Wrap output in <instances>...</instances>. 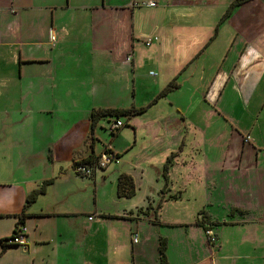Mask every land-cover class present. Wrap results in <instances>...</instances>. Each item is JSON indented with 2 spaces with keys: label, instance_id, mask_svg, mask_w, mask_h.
<instances>
[{
  "label": "crops",
  "instance_id": "crops-1",
  "mask_svg": "<svg viewBox=\"0 0 264 264\" xmlns=\"http://www.w3.org/2000/svg\"><path fill=\"white\" fill-rule=\"evenodd\" d=\"M152 1L156 2L155 6L149 5ZM233 1L227 0L226 10ZM219 2L221 0H147L145 5L151 11L148 16L142 15L143 8L135 3L107 0H5L0 5V10L6 11L13 20L8 29L0 27V105L4 104L2 99H10L14 93L23 100V107L17 112L20 120L22 123L27 121L28 126L30 123V128L26 124L18 130L6 131L4 136L1 135L5 139L0 138V142L10 138L12 143L0 145V252L3 249L1 240L11 237L21 222L27 241L26 246L8 245L0 253V264H91L88 256H94L96 264L100 261L135 264L134 261L141 259L142 248H139L140 239L134 242L133 234L142 231L146 225L154 229L183 227L188 235L192 232L198 235L208 248L205 231L196 221L202 210L223 225L219 248L210 254L211 264L245 263L243 261L247 260L241 259L239 248L259 250L264 256V141L256 137L254 142L258 145L246 146L252 141V131L237 130L238 144L228 145L224 153L217 147L208 149L194 145L191 150L184 147L187 134L192 132L201 136L203 131L180 106L178 93L186 83L190 84L189 78L195 77L202 54L209 51L204 47L215 38L211 40L226 12L220 17L213 16ZM233 14L227 19L229 22L233 21ZM222 24L216 41L223 34ZM25 31L26 36L23 34ZM233 33L236 36L232 44L240 34L238 31ZM7 37L14 38L8 41ZM141 39H145V44L151 40L150 45L146 44L148 47L156 40L157 46L136 49ZM255 40L257 42L246 39L241 44L240 56H247L249 46L255 47L260 57L264 56V36L258 35ZM203 41L205 45L201 48ZM191 42L192 47L189 46ZM33 45L37 46L35 50ZM136 58L137 67L148 66L149 73L155 72L152 77L156 78L149 89L151 97L146 104L137 101L139 85L142 88L143 83L134 71ZM261 60L264 62V57ZM188 69L191 73L187 74L190 75L183 77ZM254 71L250 82L246 83V77L243 80L242 85L246 83L247 89L254 90L264 81V64ZM233 73L231 71V75ZM173 80L178 87L151 103ZM159 105L169 108L167 112L171 116L168 117L172 120L165 124L169 118L166 119L164 112L155 116L158 128L154 134L146 125L137 122V115L128 119L129 124H134V142L131 141L132 130L127 128L125 121L107 148H103L101 154L96 152L102 123L106 121L108 128L119 118H103L92 135L91 113L94 109L148 106V111ZM10 118V110L0 109L1 122ZM172 121H178L182 128L176 147L162 153L144 149L151 141L149 137L159 139L166 133L164 128L173 127ZM232 131L231 138L234 137ZM122 135L127 137L126 143L117 149ZM248 135L251 139L245 142ZM131 142L133 144L128 147ZM103 146L101 144L100 147ZM107 149L120 155L112 164L126 160L136 149H144L140 161L146 160V163L138 161L133 167L138 174L151 167L153 162L160 161L161 169L158 170L162 181L157 194L147 195L143 203L137 205L135 177L119 169L115 174H107L109 165L91 178L94 205L90 209L84 196L88 194L91 180L76 172L73 180L67 172L68 169L75 170V161L91 155L98 158ZM209 153L212 156L223 153L224 160L218 163L214 158L209 163L206 161ZM172 155L166 180L163 170ZM177 163L192 170L197 176L196 183L211 196L205 199L191 219L180 212L173 216L177 218L167 220L162 215L167 203L171 199L176 203L182 197L181 189H174L170 178L171 168ZM122 173L130 174L134 179L136 193L133 197H119L117 194L118 178ZM45 182L44 191L28 203L31 193ZM169 182V194H178L177 198L165 197ZM227 192L229 195L222 198L221 194L226 195ZM161 196H164V201L158 207ZM101 198L104 203L112 200V207L100 204ZM150 202H157L158 210L140 213ZM219 209L228 217H220ZM122 224L126 231V244L121 237ZM235 231L245 232L242 242L231 240L230 234ZM162 239L167 241L165 253L168 264H191L172 261L169 254L173 247L171 239L160 231L154 235V247L159 253L154 264H162L159 249ZM177 248L181 251L176 252L185 251L182 245ZM127 250L130 251L129 259L132 255L131 262L128 258L110 260V257L117 258ZM139 264H145L143 259Z\"/></svg>",
  "mask_w": 264,
  "mask_h": 264
},
{
  "label": "rangeland",
  "instance_id": "rangeland-1",
  "mask_svg": "<svg viewBox=\"0 0 264 264\" xmlns=\"http://www.w3.org/2000/svg\"><path fill=\"white\" fill-rule=\"evenodd\" d=\"M107 1L123 4L135 3L136 5H139V7L143 8L141 12L142 15L148 16L151 13V11L145 5V2L147 0ZM4 2L5 0H1L0 5L2 6ZM227 5V0H221V2L215 5V10L217 11L213 16L220 17L221 14L226 10ZM12 23L13 20H11V16L9 17V14L6 11L0 10V27L8 29L9 26H12ZM221 27H223V34H221L217 41L215 40V36L212 41L209 40L205 47L204 41L200 43L201 48L204 47L205 49L207 47L206 50L209 51L202 54L199 71L195 73V77L193 79H188L190 81V84L186 83L180 93H178V97L181 101L179 102L181 103L180 106L192 116L196 125H199V127L203 131V134H201V136L197 133L194 134L192 132L187 134L185 141L186 145L184 146L186 150H191V147L194 145H201L202 148L206 147L208 149H211V147H217L223 152L226 150L228 145H232L233 142L235 144H238L236 137L238 131H246L247 133L252 131V141L246 146L258 145V143L254 142V138L256 137L259 139V141H264V81L262 82V84H259V87L253 88L254 90H252V88L247 89L245 85L246 83L251 81L253 77V70H255L254 72H256V68L262 63L264 64V62L261 60V57L264 56L260 57V53L256 51V48L253 46L247 47L250 49L247 56H240L241 44L246 39L257 42L255 38L258 35L264 36V0H252L251 2L237 7L233 14V21L229 22V20H226ZM234 31H238L240 34L232 44L234 37L236 36L233 33ZM26 32L27 31L23 32L25 36L27 35ZM125 33L127 34V32ZM231 33H233V36L229 42ZM13 38L14 37H7V40L10 41L13 40ZM144 40L145 39H141L140 44L136 45V49L141 47L144 50L151 49L157 46L156 40H154V44L150 47L146 46ZM214 40L215 42H213ZM189 44V46H193L192 42ZM32 47L33 50L37 48V46L35 45H33ZM135 64L136 66L134 71L138 75L137 78L143 83L142 88H140L139 85L140 95H138L137 101L138 103L146 104V102L151 97L149 92L150 86L156 77H152V75H150L148 66L137 67V58L135 59ZM189 69L186 70V75L183 77H188L190 75L187 74L190 72ZM191 71H193V69ZM231 71H234L232 75ZM245 77L246 83L242 85ZM11 93H13L12 90ZM193 95L196 96L193 97ZM192 97L193 102L191 100ZM2 100L4 101V104L0 105V109L6 108L10 110L11 118L6 122L0 121V138L4 136L6 131L7 133H9V131L18 130V128H21L26 124V127L30 128V123L29 126L27 121L22 123V120H20L21 116L19 113H17L23 107V100L20 97L16 96L14 93L11 95L10 99ZM166 103L168 104L167 101ZM164 106L159 105L155 108H153V106L147 112L138 115L137 122L140 125H146V128L152 134H154V132H156L158 128L156 121H154L155 116H157L161 112H164V115H166L167 117L165 118H169L165 122V124L172 120L170 119L171 117H168L171 116V113L167 112V109L169 108L166 105ZM110 118L114 120L116 117ZM104 119H107V117H105ZM119 119L123 123H125V121H128V118L126 117H120ZM5 124H7L8 126H5ZM172 125L173 127L171 128H164L166 133L159 139L154 140L153 138L149 137V140L151 141H149L144 146V149L153 152L159 150L162 153L164 151H167L168 148H175L177 145V141L179 140L180 131L182 128L181 126L179 127L180 123L178 121H172ZM133 127V123H128L127 128H130L133 133L131 141L133 140L134 142V130L132 129ZM125 129L126 128H124V130ZM231 131L234 132V137L232 138ZM98 134L100 145H96V152L101 154L103 148L106 149L110 140L113 138L111 132L108 130V128H106V121H104L100 126ZM3 139L5 138H2L1 140ZM125 140H127V137L122 135L116 148L118 149L122 147L126 143ZM133 142H131L128 147H130ZM11 144L12 143L10 138L5 142H0V145ZM101 144L105 146L100 147ZM143 150L136 149V152L131 154V156H129V158H127L126 160H123L118 164H110L107 172V174H115V171L119 169L130 173L135 177L137 183V205H141L147 198V195L157 194L160 187L159 185H161L162 181V176L159 174L158 170L161 169L160 161L153 162L151 164V167H146L144 171L140 172L139 174L133 169V167L136 166L135 163H137L138 161L141 162L140 159H142ZM223 153L217 154L216 156H212L209 153L206 161L210 163L211 161H214L213 159L215 158L216 160L214 162L219 163V160H224ZM254 159L255 158H253V160ZM145 161L146 160H143L141 163L145 164ZM171 169V182H173L172 184L174 189H181L182 197L179 198L176 203H173L174 199L169 200V203H167V206L165 207L164 212H162V215L167 220H173L174 218H177L173 216H178L177 213L182 212L184 217L191 219L193 217V213L198 212L199 207L203 206V204L205 203V199L211 196V194L203 186L201 187L196 183L197 176L188 167H184L182 164L177 163L173 165ZM67 173L69 175L68 177H72L73 180L75 179V170L68 169ZM99 176L100 174H98V178ZM206 176L207 175H205V177ZM89 179L91 180L90 189L88 191V194H85L84 201L85 203L89 202V208L91 209V207L94 205V184L92 183V179ZM179 185H181L182 188H178ZM80 186L82 187L81 184ZM83 189L85 190L86 187H83ZM169 192H171L170 182L165 188V197L168 199L178 197V194L170 195ZM217 195H219V193ZM221 195L223 198L229 195V192H227L226 195L225 193H222ZM157 202L154 204L150 202L147 208L140 210V213H148L151 210H153V212L155 213L158 210ZM99 203H103V206L107 205L109 207H112L113 205L112 200L104 203L103 198L99 199ZM218 211L221 214L220 217H228L227 214L225 215L223 213V210L219 209ZM179 216L182 217L181 214ZM196 221L203 224L202 227L205 231L206 242L209 247H211L210 249L209 247L207 248V246L201 241L198 235H195L194 232H192V235H188L187 231L183 227L161 226L160 228L156 227L157 229H154L155 227L152 228V226L148 227V225H146L142 231H138L133 234V238L137 236V238L141 241L139 248H142L141 259H143V263L154 264L158 261L159 253H157L154 247V235L160 231L167 233L171 239L173 247L170 250L169 254L174 263L211 264L210 254L211 252H215V249L219 248V245L221 243V228L223 225L219 223L220 221L213 220L205 210L201 211ZM122 223L124 224L125 222ZM123 224L121 225L123 229L121 237L123 239V242L126 244V231L123 227ZM230 235L231 240L239 243L242 242L241 240L243 239L245 232L235 231ZM179 245L185 247L184 252H176V250H179L177 248ZM229 251L233 253V250ZM256 251L239 248L238 253H240L241 259L247 260H240L239 262H245L242 264H264V256L260 254L259 250ZM129 253L130 251L128 250L123 251L121 253L122 255H119V257L117 258L110 257V260H128ZM88 258L91 261V264H96L94 261V256H88ZM131 259L132 255L128 261L131 262ZM141 259L139 258V260L134 261V263L139 264V261ZM108 262L100 261L99 264H108Z\"/></svg>",
  "mask_w": 264,
  "mask_h": 264
},
{
  "label": "trees",
  "instance_id": "trees-1",
  "mask_svg": "<svg viewBox=\"0 0 264 264\" xmlns=\"http://www.w3.org/2000/svg\"><path fill=\"white\" fill-rule=\"evenodd\" d=\"M248 1H251V0H234L229 5L228 9L223 14V16L220 19L218 25L216 26L215 33L212 36L211 40L218 33L219 26L225 20H227L229 17H231V15L233 14V11L235 10V8L240 6V5H242V4H244V3H246V2H248ZM176 87H178V85H177L176 81L173 80L172 82H170L168 84V86L164 90H162L159 93V95L151 103H154L159 98L166 96L170 91H172ZM148 106L140 107V108H137L135 106H131L129 108H98V109H94L92 111V113H91V133L93 135V133L95 131V128L97 127L98 123L105 117H116V118L126 117V118L130 119V118H132L134 116L143 114L145 111H147ZM125 125L126 126L128 125V121L125 123ZM107 150H110V149H107ZM117 157H120V155L117 154ZM95 158L96 157H94V155H91L87 159H83V161L84 162H91ZM172 159H173V155L168 158L167 163L164 166L163 174H164V177L166 178V180L168 179V172H169V169H170V165L172 164ZM76 162L77 161H75L74 166H75ZM46 184H47V182H45L39 189H36L35 191H33L31 193V195L28 197L27 202L28 203L33 202L36 199L37 195L44 191V188H45ZM135 193H136V184L134 182V179H133L132 175L127 174V173H122L119 176L118 183H117V194H118V196L119 197H128V198H130V197H133L135 195ZM163 201H164V196H161V199H160V201L158 203V207L161 206ZM21 223H19V225ZM197 224L201 225V226L203 225L202 223H200L198 221H197ZM15 232H16V230L14 231V233L12 234L11 237L1 240V243L3 245V249H2V251L0 253H3L8 245H13V244H9L8 241L14 236ZM166 248H167V241H166V239H162L161 242H160V245H159L162 264H168L167 259H166V253H165Z\"/></svg>",
  "mask_w": 264,
  "mask_h": 264
},
{
  "label": "built area",
  "instance_id": "built-area-1",
  "mask_svg": "<svg viewBox=\"0 0 264 264\" xmlns=\"http://www.w3.org/2000/svg\"><path fill=\"white\" fill-rule=\"evenodd\" d=\"M150 6H155L156 2L152 1L149 3ZM147 45L151 44V40L146 42ZM131 60V56L128 57ZM151 75H154L155 72L151 71ZM124 123L120 119H115L108 126V130L111 134H116L122 127ZM250 136L245 137V142L250 141ZM118 159L117 154L111 150H106L100 157L92 160L91 162H84L79 160L76 162L74 169L75 172L83 178H92L98 170L107 168L110 164L116 162ZM209 231V230H208ZM134 242H138L137 236L134 237ZM9 244H18L22 246L27 245L26 237L24 234V226L19 225L16 229L14 236L8 241Z\"/></svg>",
  "mask_w": 264,
  "mask_h": 264
}]
</instances>
